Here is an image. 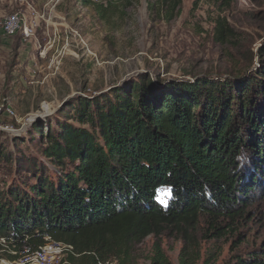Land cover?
<instances>
[{
	"label": "trees",
	"instance_id": "1",
	"mask_svg": "<svg viewBox=\"0 0 264 264\" xmlns=\"http://www.w3.org/2000/svg\"><path fill=\"white\" fill-rule=\"evenodd\" d=\"M101 1L102 14L116 1L133 4ZM157 1L172 21L181 0ZM229 30L217 21L216 41L225 43ZM256 59L261 69L241 80L164 84L143 74L72 99L61 120L31 127L38 157L16 152L17 141L0 134L8 178L0 181V263L51 240L72 247L60 264H129L136 246L174 229L184 239L180 264H196L192 233L202 223L209 240L237 236L238 250L246 242L240 227L264 199V41ZM237 155L246 157L243 168ZM151 264H171L159 241ZM230 264H264V242Z\"/></svg>",
	"mask_w": 264,
	"mask_h": 264
},
{
	"label": "rangeland",
	"instance_id": "2",
	"mask_svg": "<svg viewBox=\"0 0 264 264\" xmlns=\"http://www.w3.org/2000/svg\"><path fill=\"white\" fill-rule=\"evenodd\" d=\"M48 1L37 9L33 6L40 20L34 56L27 54L20 61L21 34L7 42L0 38V106L15 112V117H0V134L13 145L17 141L16 152L24 156L38 157V147L29 144L33 124L61 120V109L77 97L100 96L143 74L168 83L203 76L233 79L252 66L261 69L256 53L264 41V0H234L230 7L212 0H181L172 21L157 0H133L129 7L116 1L104 14L98 11L101 0H91L95 7H87L83 0ZM29 4L1 3L0 22L13 13L30 12ZM219 20H225L231 31L223 44L214 34ZM26 59L32 60V67L23 65ZM24 139L28 145L20 143ZM252 213L254 219L240 227L246 242L238 250L237 236L209 240L200 224L192 233L199 248L196 264H230L236 255L260 247L264 199ZM157 241L169 262L180 264L184 239L174 229L136 246L129 264H151Z\"/></svg>",
	"mask_w": 264,
	"mask_h": 264
},
{
	"label": "built area",
	"instance_id": "3",
	"mask_svg": "<svg viewBox=\"0 0 264 264\" xmlns=\"http://www.w3.org/2000/svg\"><path fill=\"white\" fill-rule=\"evenodd\" d=\"M6 0H0L1 3H5ZM13 5L23 6L28 4L27 0H9ZM29 17H24V15L19 13H13L12 15L4 18L0 22V29L9 37H13L17 34H21L24 40L32 39L35 37L36 28L40 22L38 17V12L32 5H30ZM3 115H8L10 117H15V112L8 106H0V117ZM72 247L64 245L62 243H57L48 240L47 244L39 248L38 250H25L19 258L11 262L10 264H55L63 259ZM60 264V263H59ZM113 264V263H107Z\"/></svg>",
	"mask_w": 264,
	"mask_h": 264
},
{
	"label": "crops",
	"instance_id": "4",
	"mask_svg": "<svg viewBox=\"0 0 264 264\" xmlns=\"http://www.w3.org/2000/svg\"><path fill=\"white\" fill-rule=\"evenodd\" d=\"M32 5V7L34 6L36 9L39 8L40 6H42L44 3H42L44 0H28ZM49 2H52V0H49L47 2V4ZM29 4V3H28ZM30 5V4H29ZM46 5V4H45ZM44 5V6H45ZM25 15L24 17H29V14L30 12L26 9L25 10ZM22 36V35H21ZM18 39V42L20 44V54H19V59L20 61L22 59H24L25 57L27 58V54H32L34 56V51L36 50V46L37 44L34 42L35 39H28V40H24L23 37H21ZM0 38L2 40H5V42L9 41L11 39V37H8L3 31L2 29L0 30ZM11 41V40H10ZM24 64H27L25 67H32V60L31 59H26L25 63Z\"/></svg>",
	"mask_w": 264,
	"mask_h": 264
},
{
	"label": "water",
	"instance_id": "5",
	"mask_svg": "<svg viewBox=\"0 0 264 264\" xmlns=\"http://www.w3.org/2000/svg\"><path fill=\"white\" fill-rule=\"evenodd\" d=\"M256 67H257L256 65L252 66L250 69H248L247 71L243 72L241 76H239L237 78H233V79L241 80V79L245 78L246 77L245 75L248 76L249 74L255 72L256 71ZM203 77H206V76H203ZM203 77H196L195 79H182L181 81H174L173 80L174 82L172 81V82H168V83H166V82H163V83L164 84H174V83H181V82H195L198 79H201ZM223 79H232V78H223ZM37 118H38L39 121L43 119V118H39V117H37Z\"/></svg>",
	"mask_w": 264,
	"mask_h": 264
},
{
	"label": "clouds",
	"instance_id": "6",
	"mask_svg": "<svg viewBox=\"0 0 264 264\" xmlns=\"http://www.w3.org/2000/svg\"><path fill=\"white\" fill-rule=\"evenodd\" d=\"M236 159L240 162V167L243 168L244 164L247 162L246 157L243 155H237Z\"/></svg>",
	"mask_w": 264,
	"mask_h": 264
}]
</instances>
